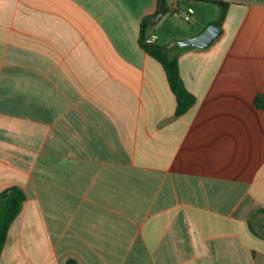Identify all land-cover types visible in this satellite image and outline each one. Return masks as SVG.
<instances>
[{
	"label": "crops",
	"instance_id": "0c3cea01",
	"mask_svg": "<svg viewBox=\"0 0 264 264\" xmlns=\"http://www.w3.org/2000/svg\"><path fill=\"white\" fill-rule=\"evenodd\" d=\"M181 1L156 43L229 7L180 55L177 116L140 45L161 0H0V194L26 195L0 264H264V0Z\"/></svg>",
	"mask_w": 264,
	"mask_h": 264
},
{
	"label": "trees",
	"instance_id": "16d2710c",
	"mask_svg": "<svg viewBox=\"0 0 264 264\" xmlns=\"http://www.w3.org/2000/svg\"><path fill=\"white\" fill-rule=\"evenodd\" d=\"M218 5L221 10L220 17L218 21L212 24L221 27L227 15L229 4L220 1ZM149 29L150 25L146 20L141 32L140 45L150 56L162 64L171 90L177 99L176 114L182 116L196 103V97L186 88L180 73L179 58L185 48H181L178 43L169 47L156 42H149ZM255 105L259 109H264V94L257 96ZM25 201V192L19 187H11L0 194V260L10 227L21 213ZM68 264L77 263L69 261Z\"/></svg>",
	"mask_w": 264,
	"mask_h": 264
},
{
	"label": "water",
	"instance_id": "95a60500",
	"mask_svg": "<svg viewBox=\"0 0 264 264\" xmlns=\"http://www.w3.org/2000/svg\"><path fill=\"white\" fill-rule=\"evenodd\" d=\"M167 12V0H161L157 15L151 17L148 20L149 25L151 27H156L161 19L167 15ZM222 33L223 29L221 27L210 24L201 34L183 41H179L178 45L181 48L195 47L199 49H208L217 41Z\"/></svg>",
	"mask_w": 264,
	"mask_h": 264
},
{
	"label": "built area",
	"instance_id": "2783aa9c",
	"mask_svg": "<svg viewBox=\"0 0 264 264\" xmlns=\"http://www.w3.org/2000/svg\"><path fill=\"white\" fill-rule=\"evenodd\" d=\"M194 13L192 8L185 7L181 0H175L173 4L168 8L167 14L175 19H182L185 22H189ZM149 42H155V36L149 35Z\"/></svg>",
	"mask_w": 264,
	"mask_h": 264
}]
</instances>
